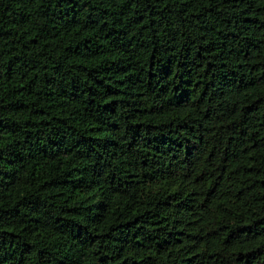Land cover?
Returning a JSON list of instances; mask_svg holds the SVG:
<instances>
[{
    "label": "trees",
    "instance_id": "16d2710c",
    "mask_svg": "<svg viewBox=\"0 0 264 264\" xmlns=\"http://www.w3.org/2000/svg\"><path fill=\"white\" fill-rule=\"evenodd\" d=\"M0 264H264V0H0Z\"/></svg>",
    "mask_w": 264,
    "mask_h": 264
}]
</instances>
